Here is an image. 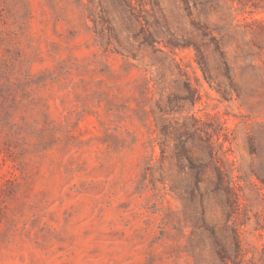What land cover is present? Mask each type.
I'll return each mask as SVG.
<instances>
[{
	"label": "rangeland",
	"instance_id": "obj_1",
	"mask_svg": "<svg viewBox=\"0 0 264 264\" xmlns=\"http://www.w3.org/2000/svg\"><path fill=\"white\" fill-rule=\"evenodd\" d=\"M158 1L213 64L221 45L235 87L215 82L229 100L204 81L192 49L145 43L137 18L151 0H0V264H221L199 207L159 181L190 186L172 148L190 144L193 127L216 134L238 198L226 214L212 200L211 222H235L244 261L264 264V185L249 176L264 157V0ZM105 11L125 49L95 33ZM162 121L177 131L162 136Z\"/></svg>",
	"mask_w": 264,
	"mask_h": 264
},
{
	"label": "trees",
	"instance_id": "obj_2",
	"mask_svg": "<svg viewBox=\"0 0 264 264\" xmlns=\"http://www.w3.org/2000/svg\"><path fill=\"white\" fill-rule=\"evenodd\" d=\"M152 13L148 10L145 12L146 15L140 19L137 18L139 24L144 29L145 43L149 46H153L155 43L162 45L164 48H159L158 51L161 54L172 53L175 50L192 49L194 52V61L197 68L200 70L201 75L205 82L213 88L221 99L229 100L230 91L228 88L222 87L221 84L215 82L216 78L223 75L225 78L230 80L231 87H235L233 82V76L231 68L228 64L225 52L223 51L220 44H216L217 58L212 63L207 47L205 44L198 42L192 36H183L177 34L170 26L166 16L163 14L158 0H151L150 4ZM99 22L104 27L97 26L94 20L95 33L99 36L103 44H109L111 41H115L119 46L123 47L120 39V33L115 23L109 17L105 11L100 16ZM141 20L144 22L141 23ZM116 53L123 55L121 50L115 48ZM175 62V61H174ZM179 73L186 75V72L181 69L178 64H175ZM165 72L164 68H157V73L161 74ZM186 89L193 97L198 98V89L190 83L185 82ZM197 100L196 98L193 101ZM194 103V102H193ZM163 126L158 127L159 132L162 136H168L174 132L175 129L171 125L162 121ZM187 131L190 137V144L179 139L174 143L172 148V155H174L179 163L183 162V158L189 164L190 172L187 174L189 178V187L185 190H177L171 186V182L168 181L166 184L165 176L162 174L160 182L168 187V191L175 197L179 198L183 202L193 204L199 207V213L196 218V223H200L203 227V235L210 240V253L215 257L221 264H248L244 261V253L240 240V231L235 222L229 225V218H225L221 223L211 222L208 206L209 203L214 200L220 203L223 213H228L226 207L234 206L237 202V194L235 192L233 176L231 172H228L221 165V160L215 150L213 136L215 133H205V137L201 135L202 130L198 127L189 128ZM177 130H175L176 132ZM186 131V130H185ZM201 143V148H195L196 140ZM169 139L163 138L159 143L160 157L163 159L166 156L169 147ZM252 142V147H253ZM257 152V150H256ZM208 167H211V171L208 172ZM249 176L264 185V157L259 156L257 163L252 162L251 169L249 170ZM186 194V195H183ZM220 224V226H218ZM226 233V234H225Z\"/></svg>",
	"mask_w": 264,
	"mask_h": 264
}]
</instances>
